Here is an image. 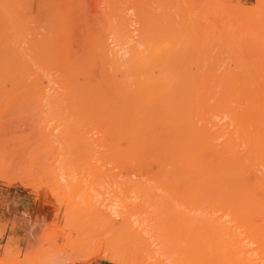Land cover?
Segmentation results:
<instances>
[{
	"label": "rangeland",
	"instance_id": "obj_1",
	"mask_svg": "<svg viewBox=\"0 0 264 264\" xmlns=\"http://www.w3.org/2000/svg\"><path fill=\"white\" fill-rule=\"evenodd\" d=\"M204 223L264 264V0H0V264H189Z\"/></svg>",
	"mask_w": 264,
	"mask_h": 264
},
{
	"label": "bare ground",
	"instance_id": "obj_2",
	"mask_svg": "<svg viewBox=\"0 0 264 264\" xmlns=\"http://www.w3.org/2000/svg\"><path fill=\"white\" fill-rule=\"evenodd\" d=\"M130 47H131V46H130ZM130 47H129V48H130ZM149 47H150V46H149ZM123 48H124V46H123ZM150 48H151V47H150ZM135 49H136V48H134V50H135ZM137 49H138V47H137ZM137 49H136L135 51H138V50L140 49V47H139L138 50H137ZM118 50H119V49H118ZM134 50H133V51H134ZM149 50L151 51V49H149ZM110 51H112V50H110ZM121 51H122V50H121ZM124 51H125V50H124ZM151 52H153V51H151ZM92 53H93V52H92ZM125 53H126V52H125ZM136 53H137V52H136ZM145 54H146V53H145ZM145 54H143V55H145ZM151 54H154V53H150L149 56L147 55V57H149L148 59H150V57H152V56L154 57V55H151ZM141 55H142V54H141ZM143 55H142V56H143ZM92 56H94V55H92ZM107 56H108V55H107ZM124 56H125V55H124ZM135 56H136V54H135ZM138 56H139V55H138ZM102 57H103V56H102ZM139 57H140V56H139ZM98 58H99V57H98ZM130 58H131V57H130ZM142 58H144V57H142ZM142 58L140 57V60H141ZM127 59H128V57H127ZM127 59H125L124 61H127ZM135 59H136V58H135ZM146 59H147V58H146ZM146 59H143V61H144V60H145L146 62H149V61H150V60L148 61V59H147V60H146ZM153 59H154V58H153ZM133 60H134V59H133ZM140 60H139V62H140ZM103 61H104V60H103ZM137 61H138V59L136 60V62H137ZM141 61H142V60H141ZM143 61H142V62H143ZM151 61H152V60H151ZM153 61H154V60H153ZM83 62H84V61H83ZM91 62H92V61H91ZM100 62H101V61H100ZM107 62H108V61H107ZM118 62H119V61H117V63H118ZM132 62H134V61H132ZM142 62H140V63L143 64V67H144V65H145L144 63H145V62H143V63H142ZM102 63H103V62H102ZM114 63H115V62H114ZM120 63H121V62H120ZM125 63H126V62H125ZM99 64H100V63H99ZM122 64H123V63H122ZM103 65H104V63H103ZM124 66H126V65H124ZM140 66H141V65H140ZM79 67H80V66H79ZM84 67H85V66H84ZM117 67H118V66H117ZM145 67H146V69H147V67H148L147 63H146V66H145ZM145 67H144V69H145ZM103 68H104V67H103ZM111 68H112V67H111ZM127 68H129V67H127ZM148 68H151V67L149 66ZM80 69H81V68H80ZM83 69H84V68H83ZM123 69H124V68H123ZM84 70H86V67H85ZM84 70H82V71L80 70V71H81V74H83V71H84ZM87 70H88V67H87ZM87 70H86V71H87ZM89 70H90V69H89ZM106 70H107V69H106ZM126 70H127V69H126ZM77 71H78V70H77ZM86 71H85V72H86ZM131 71H132V70H131ZM135 71H136V70H135ZM141 71H142V70H141ZM88 72H89V71H88ZM108 72H109V71H108ZM123 72H124V71H123ZM136 72H137V71H136ZM79 73H80V72H79ZM89 73H90V72H89ZM101 73H102V72H101ZM111 73H112V72H111ZM116 73H117V72H116ZM132 73H133V72H132ZM139 73H140V72H139ZM142 73H143V72H142ZM85 74H87V73H85ZM117 74H118V73H117ZM112 75H113V74H112ZM136 75H137V74H136ZM83 76H84V75H83ZM89 76H90V75H89ZM104 76H105V75H104ZM110 76H111V75H110ZM113 76H114V75H113ZM131 76H132V75H131ZM137 76L140 77L139 75H137ZM90 77H91V76H90ZM108 77H109V76H108ZM144 77H145V76H144ZM141 78H142V77H141ZM134 79H138V78L136 77V78H134ZM145 79H146V78H145ZM112 80L114 81V79H112ZM125 80H126V79H125ZM150 80H151V79H150ZM152 80H153V79H152ZM152 80H151V81H152ZM155 80H156V79H155ZM90 81H91V80H90ZM100 81H101V80H100ZM108 81H109V80H108ZM108 81H107V82H108ZM139 81L141 82V80H139ZM142 81H143V84H144V83H145L144 79H143ZM146 81H147V80H146ZM96 82H97V81H96ZM102 82H103V81H102ZM105 82H106V81H105ZM109 82H111V81H109ZM129 82H130V81H129ZM132 82H133V80H132ZM149 82H150V81H149ZM149 82H148V83H149ZM155 82H156V81H155ZM121 83H122V82L120 81V84H121ZM141 83H142V82H141ZM146 83H147V82H146ZM148 83H147V84H148ZM157 83H158V82H157ZM159 83H160V82H159ZM112 84H114V83H112ZM122 84H123V83H122ZM131 84H132V83H130V85H131ZM133 84L135 85V84H137V82L135 83V80H134V83H133ZM138 84H139V83H138ZM138 84H137V86H138ZM147 84H145V85L148 86ZM150 84H151V83H150ZM88 85H89V83H88ZM94 85H96V84H94ZM98 85H99V84H98ZM100 85L103 87L102 84H100ZM105 85L108 86V84H105ZM130 85H128V86H129V87L133 86V85H131V86H130ZM139 85H141V84H139ZM156 85H157V87H160V84H156ZM158 85H159V86H158ZM84 86H85V85H84ZM89 86H90V85H89ZM91 86H92V85H91ZM101 86H100V87H101ZM107 86H106V87H107ZM123 86H124V84H123ZM126 86H127V83H126ZM126 86H125V87H126ZM143 86H144V85H143ZM150 86H151V85H150ZM150 86H148V87L152 89L153 85H152L151 87H150ZM121 87H122V85H121ZM121 87H119V84H118V88H119V90H121L122 88L124 89V87H122V88H121ZM133 87H134V86H133ZM141 87H142V86H141ZM144 87H145V86H144ZM144 87H142V88H144ZM90 88H91V87H90ZM92 88H93V87H92ZM103 88H105V87H103ZM108 88H109V87H108ZM118 88H117V89H118ZM120 88H121V89H120ZM131 88H132V87H131ZM134 88H135V87H134ZM154 88H155V87H154ZM84 89H86V88H84ZM84 89L82 90V93H83ZM100 89H101V88H100ZM100 89H98V91H101ZM126 89H127V87H126ZM137 89L140 90L139 88H137ZM146 89H147V87L145 88L144 91H148V90H150V89H148V90H146ZM155 89H156V88H155ZM87 90H88V89H87ZM90 90H91V89H89V91H90ZM103 90H104V89H102V91H103ZM106 90H107V89H106ZM108 90H109V89H108ZM110 90H112V89H110ZM124 90H125V89H124ZM127 90H128V89H127ZM131 90H132V89H131ZM152 90H154V89H152ZM152 90H151V91H152ZM156 90H157V89H156ZM156 90H155V92H156ZM79 91H80V89H79ZM79 91H78V92H79ZM98 91H97V92H98ZM135 91H136V90H134L133 93H131V92H130V93H131V94H134ZM140 91H141V90H140ZM140 91H139V92H140ZM84 92H86V90H85ZM92 92H93V91H92ZM94 92H96V91H94ZM103 92H104V91H103ZM103 92H102V93H103ZM106 92H107V91H106ZM118 92H119V91H118ZM120 92H121V91H120ZM120 92H119V93H120ZM123 92H124V91H123ZM128 92H129V91H128ZM137 92H138V91H137ZM139 92H138V93H139ZM152 92H154V91H152ZM86 93H87V92H86ZM90 93H91V92H90ZM110 93H112V91H110ZM126 93H127V92H126ZM138 93H137V94H138ZM144 93H145V92H144ZM144 93H143V94H144ZM106 94H107V93H106ZM120 94L122 95V92H121ZM123 94H124V93H123ZM146 94H147V93H146ZM146 94H144V95H146ZM77 95H78V94H77ZM81 95H82V94H81ZM92 95H93V93L91 94V96H92ZM99 95H100V98H101V97H102L101 95H104V94H99ZM108 95H109V94H108ZM121 95H120V96H121ZM135 95H136V94H135ZM139 95H140V96H137V95H136V96H133V98L136 97V98H134V100H133L134 103H135V99H138V100L140 99V97H141V92H140ZM149 95H151V92H150ZM155 95H156V94L151 95V98H149V99H150V100L152 99V100L154 101L153 98H154ZM78 96H80V95H78ZM85 96H86V95H85ZM89 96H90V95H89ZM89 96H88V97H89ZM94 96L97 97L98 94H97V95H94ZM104 96H105V98H106L107 95H104ZM122 96H123V95H122ZM124 96H125V94H124ZM124 96H123V97H124ZM83 97H84V96H83ZM96 97H93V98H96ZM98 97H99V96H98ZM98 97H97V99L99 100L100 98H98ZM130 97H131V96H130ZM130 97H129V98H130ZM145 97H146V96H145ZM152 97H153V98H152ZM105 98H104V99H105ZM109 98H110V97H109ZM142 98H144V96H143ZM142 98H141V99H142ZM97 99H96V100H97ZM102 99H103V97H102ZM104 99H103V100H100V101H103V102H104ZM106 99H107V100H106ZM106 99H105L106 102H109V104L107 103L108 105H107L106 103L101 102V103H103L102 106H103L104 104H106V105L103 106L104 108L107 107V106L109 107L110 105H114V106L117 105V104L120 105L119 101H117L115 98H114L115 100H112L113 103H111L112 101L110 102V100L108 101V98H106ZM112 99H113V97H112ZM121 99H122V98H121ZM126 99H127V98H126ZM131 99H132V98H130V100H131ZM145 99H146V98H145ZM127 100H128V99H127ZM142 100H143V99H142ZM115 101H116V102H115ZM130 102H131V101H130ZM150 102H152V101H150ZM101 103H100V104H101ZM121 104L124 105V104H125V101H124V103L121 102ZM128 104H130V103L128 102ZM114 106H110L109 109H115V108L118 109L117 106H115V108H113ZM108 107H107V108H108ZM121 107H123V106H121ZM105 109H106V108H105ZM118 112H119V110H118ZM119 113L122 114V110H121ZM123 113H125V110H124ZM129 118H131V117H129ZM135 118H136V117H135ZM126 119L129 121V119H128L127 117H126L125 119H123V120H126ZM127 120H126V121H127ZM130 120L132 121V119H130ZM126 121H125V122H126ZM128 121L126 122V124L128 123L127 125H130L131 121H129V122H128ZM141 121H143V120H141ZM125 122L123 121V123H125ZM132 122H134V118H133V121H132ZM141 123H142V122H140V125H141ZM142 124H143V123H142ZM131 125H132V126H131L130 130H132V129L135 130L136 127H137V129H138V127H139V126H138L139 124H137L136 127L133 126V123H131ZM143 125H144V124H143ZM146 125H148V124H145V128H147L148 126H149V127L152 126V125L149 124V125L146 127ZM133 127H134V128H133ZM142 127H144V126H142ZM153 127H154V125L152 126V129H153ZM145 128H143L144 131H143V130L141 131V128H140V131H141L140 133H138V132H139V131H138L139 129L136 130L138 134H136V132H135V134H134V133H133L134 131H130V130H129V131L132 132L131 134H134V135H132L133 138H134V136H135V137L139 136V139H138V137H137V139L140 140V138L142 137V136H141V135H142L141 133H143V136L145 135L146 138H144V137H142V138H144V140H146V139L149 140V139H150V136H148V137H149V138H148L147 135H146V134H148V133H145V134H144V132L147 131V130H145ZM154 128H155V127H154ZM149 135H150V134H149ZM140 136H141V137H140ZM151 138H152L153 141L155 142V143L153 142V143H154L153 145L155 146L157 140H156L155 138H153V136H151ZM152 139H150V140H152ZM172 139L174 140V138H172ZM130 140H131L130 142H134L136 139H135V140L133 139V141H132V137L130 136ZM165 140H166V139H165ZM165 140H164V141H165ZM170 140H171L170 138H169V139L167 138V141L163 142V145H162V146L164 147V144H165V143H166L165 146H166V145L168 146V144H170V145H172V146L169 147V148H171V150H172V149L174 150V147H175V148H177V147H176V146H173V144H174V143H173V140H172V142H171ZM168 141L171 142V143H168ZM138 142H139V141H136V142H134L135 144H134V143H133V144L136 145V143H138ZM145 142H146V141H145ZM149 142H150V141H149ZM160 143H161V142H160ZM175 143L177 144L178 142H175ZM146 144H147V143H146ZM179 144H180V143H179ZM137 145H138V144H137ZM137 145H136V146H137ZM150 145H151V144H150ZM157 145H158V142H157L156 146H157ZM160 145H161V144H159V148H162ZM170 145H169V146H170ZM138 146H139V145H138ZM138 146H137V149H138ZM146 146H147V145H146ZM167 146H166V147H167ZM180 146H182V145H180ZM152 147H153V146H152ZM139 148H140V147H139ZM164 148H165V147H164ZM167 148H168V147H167ZM153 149H156V150H157V154H155V156L159 155L158 152L160 153V152L162 151V150L159 151V149H157V147H156V148L153 147ZM153 149H148V150H147L148 153H152V154H153V151H154ZM149 150H150V151H149ZM151 150H153V151H151ZM156 150H155V151H156ZM169 150H170V149H169ZM181 150H182V148H180V151H181ZM175 151H177V150H175ZM182 151H183V150H182ZM182 151H181V154L184 155V154H185V151H184V153H183ZM163 152H164V151H163ZM148 153H147V154H148ZM171 153H172V152H170V154H171ZM175 153H176V152H175ZM161 154H162V155H165V154H166V156H168V155H167V152H166L165 154H164V153H161ZM168 154H169V153H168ZM170 154H169V156L172 155V154H171V155H170ZM176 154H178V153H176ZM179 154H180V153H179ZM172 156H174V155H172ZM181 156H182V155H181ZM181 156H180V157H181ZM194 156H195V155H194ZM162 157H163V156H162ZM164 158H165V156H164ZM167 158H168V157H167ZM183 158H184V157H183ZM183 158H182V159H183ZM182 159H181V160H182ZM194 159H195V158H194ZM186 161H189V160H186ZM191 161H192V160H191ZM194 161H195V160H194ZM182 162H183V165H184L185 161L182 160ZM173 163H174V160H173ZM194 163L196 164V161H195ZM185 164H186V163H185ZM190 164H193V163H190ZM174 165H175V164H174ZM188 165H189V164H188ZM188 165H187V166H188ZM166 166H168V163L166 164ZM169 166H171V165H169ZM175 166H176V165H175ZM177 166H178V165H177ZM180 166H182V164H181ZM180 166H179L178 168H180ZM193 166H194V165H193ZM196 166H197V165H196ZM171 167L175 170V167H173V166H171ZM185 167H186V165H185ZM185 167H184V168H185ZM191 167H192V166H191ZM181 168L183 169V167H181ZM186 168H188V167H186ZM173 169H172V170H173ZM176 169H177V168H176ZM188 170H189V169H188ZM190 170H191V168H190ZM176 171H177V170H176ZM179 171H180V170H179ZM193 171H194V170H193ZM193 171H192V173H193ZM174 172H175V171H174ZM180 172H181V171H180ZM182 172H183V171H182ZM184 172H185V170H184ZM184 172H183V173H184ZM187 172H188V171H187ZM190 172H191V171H190ZM190 172H189V173H190ZM195 172H196V171H195ZM189 173H188V174H189ZM192 173H191V174H192ZM174 174H176V173H174ZM178 174H179V172H178ZM191 174H190V177H188V178H191V176H193V174H192V175H191ZM176 175H177V174H176ZM180 175H181V173H180ZM182 175H183V174H182ZM183 176H184V175H183ZM187 176H188V175H187ZM187 176H186V177H187ZM195 176H196V175H195ZM195 176H193V177H195ZM185 180H186V179H185ZM185 180H184V182H185ZM187 180H188V179H187ZM189 180H190V179H189ZM190 181H191V180H190ZM193 181H194V180H193ZM195 181H196V180H195ZM188 182H189V181H188ZM196 184H197V183H196ZM194 185H195V183H194ZM187 186H188V188H189V190H190V189H191V188H190L191 185H190V184H189V185L187 184ZM189 186H190V187H189ZM186 188H187V187H186ZM192 188H194V186H193ZM196 190H197V188H196ZM196 190H194V193H195V194H197V193H196V192H197ZM191 191H192V190H191ZM186 198H188V197H186ZM189 198H192V196H191V197L189 196ZM194 199H195V197L192 198L193 201H194ZM188 200H189V199H188ZM184 201L187 202V200H184ZM189 201H191V200H189ZM190 203H191V202H190ZM190 203L188 204V206L191 205ZM192 203H193V202H192ZM196 203H197V202H196ZM185 204H186V203H185ZM197 206H198V205H197ZM194 207H195V205L193 206L192 209H194ZM186 208L189 209L188 207H186ZM190 208H191V206H190ZM195 208H200V207H195ZM236 208H237V207H236ZM192 209H191V210H192ZM230 209H231V208H230ZM243 209H244V208H243ZM249 209H250V210H253V209H251V208H249ZM195 210H196V209H195ZM199 210H200V209H199ZM227 210H228V209H227ZM232 210H233V209H232ZM232 210H231V212H229V211H228V212H229L230 214H232V216H233V217L231 216L232 218L235 217V218L233 219V221H234V220H236L237 216L234 215V214L236 213L235 210H233V211H232ZM241 210H242V209H241ZM241 210H240L239 208L237 209V215H239V213L242 214V213L244 212L243 210H242V212H241ZM254 210H255V209H254ZM261 210H262V208H261ZM238 211H239V212H238ZM256 211H258V209H256ZM188 212H189V211H188ZM188 212H187V213H188ZM194 212H195V211H194ZM233 212H235V213H233ZM245 212H246V211H245ZM252 212H253V211H252ZM190 213H191V212H190ZM211 213H212V212H211ZM211 213H210V214H211ZM192 214H193V213H192ZM225 214H226V213H225ZM197 215H198V214H197ZM200 215H201V214H200ZM192 216H193V215H192ZM194 216H195V215H194ZM212 216H213V215H212ZM246 216H247V215H246ZM203 217H205V216H203ZM243 217H244V213H243ZM243 217L241 216V218H243ZM247 217H248V216H247ZM247 217H246V218H247ZM187 218H188V217H187ZM228 218H229V217H228ZM238 218H240V217H238ZM238 218H237V219H238ZM244 218H245V217H244ZM244 218H243V220H245ZM248 218H249V217H248ZM185 219H186V218H185ZM197 219H198V218H196V220H197ZM209 219H210V218H209ZM250 219H251V218H250ZM179 220H181V219H179ZM198 220H199V219H198ZM206 220H207V219H206ZM213 220H215V219H213ZM216 220L218 221L217 218H216ZM107 221H108V222H107L108 224H109V222H110V223H114V221L112 222L111 219H108V218H107ZM181 221H182V220H181ZM188 221H189V220H188ZM200 221H201V220H200ZM210 221H211V220H210ZM229 221H230V220H229ZM190 222H191V221H190ZM201 222H202V221H201ZM203 222H204V221H203ZM213 222H214V221H213ZM225 222H226V221H225ZM227 222H228V221H227ZM179 223H180V222H179ZM205 223H206V222H205ZM205 223H204V225H205V227H206V224H205ZM208 223H210V222H208ZM211 223H212V222H211ZM214 223H215V222H214ZM249 223H250V222H249ZM183 224H184V223H183ZM185 224H186V223H185ZM193 224H194V223H193ZM215 224H216V223H215ZM223 224H225V223H223ZM208 225H209V224H208ZM212 225H213V224H212ZM221 225H222V224H221ZM221 225H220V227H224L223 225H222V226H221ZM111 226H112V224H111ZM115 226H116V225H115ZM187 226H188V225H187ZM191 226H192V224H191ZM191 226H190V228H191ZM209 226H210V225H209ZM216 226H217V225H216ZM216 226H215V227H216ZM113 227H114V226H113ZM190 228L187 227V229H189V230H190ZM195 228H196V227H194V229H195ZM206 228H208V229H206L207 231L210 230L209 232H211V230H216V228L213 229L212 227H211L212 229H209V227H206ZM225 228H226V227H225ZM225 228H224V229H225ZM187 229H186V230H187ZM217 229H219L218 226H217ZM220 229H221V228H220ZM180 230H181V228H180ZM184 230H185V228H184ZM189 230H188V231H189ZM192 230H193V229H192ZM229 230H230V227H229ZM229 230L227 229V231H229ZM193 231H195V230H193ZM193 231H192V233H194ZM196 231H199V230L196 229ZM196 231H195V232H196ZM207 231H206V232H207ZM142 232H143L142 230L140 231V230H138V229L131 230V236H132L133 242H134L135 244H136L135 241H138V243H139V239H141L140 237H141V233H142ZM217 232H218V230H217ZM217 232L212 231L211 234H209V233L207 232L209 235H207V234L205 233V235H207L206 237H207V239H208L207 241L204 242L205 246L207 247V248H205V249L202 248V247H203L202 244L200 245V248H199L195 243L193 244V242H191V243H192V245H191V243H189V242L187 241V242L190 244V245L187 246L188 248H192V249H193V247H194L195 245H196V246L194 247L195 250H194V249H193V250H192V249H190V250L187 249V250L189 251V253H190V251H192V253H191V257H190V259H188L189 257L187 256L186 258H184V260L188 259V261L190 260V261H189L190 263H191V260H192V263H193V264H203V263L205 264V263H208L207 260H205L206 262H204V257H203L204 254H201V251H203V250L206 251V249H208L209 251H213L212 254L210 253L211 256H210V255H209V256L211 257V259L216 260L215 257L212 258V257H213V254L215 253V251H217V250L220 249V246L223 247V244H224V248H226V250L223 248V249L226 251L225 253L228 254L227 251H230V254L232 255V251H233V247H232V246H233V242H234L236 239H234V240L232 241V244H231V242H229V240L227 241V243H230V245H228V246H229V248H228V246H225V245H227V243H225V241H226V240H225V239H226L225 237H226V235L229 236V233H225V231H224V233H225V235H224L225 237H224V236L222 235L223 230H222V233H221V230H220V232H218V233H217ZM230 232H231V231H230ZM184 233H186V232H184ZM187 233H188V232H187ZM187 233H186V234H187ZM196 233H197V237H198V233H199V232H196ZM200 233H201V231H200ZM220 233H221V234H220ZM224 233H223V234H224ZM194 234H195V233H194ZM218 234H220V235H218ZM231 234H232V232H231ZM231 234H230V235H231ZM199 235H200L199 238L202 237L201 239H203V237L205 236V235L203 236V233H201V234H199ZM201 235H202V236H201ZM234 236H235V235H234ZM234 236L232 235V237H234ZM186 237H187V236H186ZM232 237H228V238L230 239V238H232ZM142 240H143V239L140 240V243H139V244H141V243L143 244V241H142ZM187 240H188V238H187ZM222 240H223V241H222ZM220 241L222 242V244L219 243ZM236 241H237V240H236ZM147 243H148V242H147ZM147 243H145V244H146V245H149V244H147ZM188 243H186V244H188ZM201 243H202V242H201ZM236 243H237V242H236ZM236 243H235V244H236ZM142 244H141V245H142ZM218 244H220L219 247H216V245H218ZM235 244H234V245H235ZM231 245H232V246H231ZM190 246H191V247H190ZM214 246H215V248H214ZM209 247H210L211 250L209 249ZM198 248H199V249H198ZM212 248H214V250H212ZM217 248H219V249H217ZM227 248H228V249H227ZM215 249H216V250H215ZM221 249H222V248H221ZM221 249H220V251L222 252L223 249H222V250H221ZM188 251H187V252H188ZM195 251H196L197 253H196ZM193 252L196 253V255H194ZM203 252H204V251H203ZM203 252H202V253H203ZM218 252H219V251H217V253H216L217 255H218ZM223 252H224V251H223ZM223 252H222V254H223ZM205 253H206V252H205ZM207 253H208V251H207ZM207 253H206V254H207ZM219 253H220V252H219ZM225 253H224V255L220 254V255H222V256L218 255V256L222 257V259L220 258V260L222 261V263L225 262L224 260H227L226 257H225ZM197 254H198V255H197ZM230 254H228V255H230ZM188 255H189V254H188ZM217 255H216V256H217ZM228 255H227V256H228ZM231 255H230V256H231ZM193 256H194V257H193ZM195 256H196V259H195ZM204 256L207 257V255H204ZM192 257H193L194 259H193ZM206 257H205V259H207ZM223 257H224V259H223ZM208 258H209V257H208ZM218 258H219V257H218ZM218 258H217V261H218ZM213 260H212V261H213ZM194 261H196V262L194 263ZM221 261H220V262H221ZM227 261H228V260H227ZM227 261H226V262H227ZM186 262H187V261H186ZM189 262H188V263H189ZM220 262H219V263H220ZM226 262H225V263H226ZM184 263H185V261H184ZM190 263H189V264H190ZM192 263H191V264H192ZM214 263H217V262H214ZM214 263L212 262V264H214ZM222 263H221V264H222ZM225 263H224V264H225ZM217 264H218V263H217ZM227 264H228V263H227Z\"/></svg>",
	"mask_w": 264,
	"mask_h": 264
}]
</instances>
